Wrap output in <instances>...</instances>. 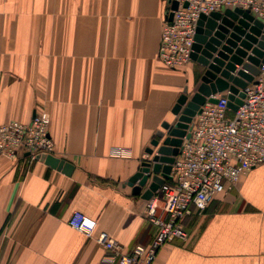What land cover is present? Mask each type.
<instances>
[{
	"label": "crops",
	"instance_id": "obj_1",
	"mask_svg": "<svg viewBox=\"0 0 264 264\" xmlns=\"http://www.w3.org/2000/svg\"><path fill=\"white\" fill-rule=\"evenodd\" d=\"M163 11V0H0V121L44 112L53 156L74 166L0 156V264H101L103 247L69 227L74 211L126 253L152 243L146 188L126 183L203 70L161 64ZM186 227L153 264H264V165Z\"/></svg>",
	"mask_w": 264,
	"mask_h": 264
},
{
	"label": "built area",
	"instance_id": "obj_2",
	"mask_svg": "<svg viewBox=\"0 0 264 264\" xmlns=\"http://www.w3.org/2000/svg\"><path fill=\"white\" fill-rule=\"evenodd\" d=\"M173 1L178 3L174 11L169 10L168 0H163L158 49L161 64L173 71L183 70L193 62L201 16L243 9L264 22V0H170ZM243 91L245 98L236 111L228 106L229 93L223 92L214 96L216 103L206 102L194 117L190 137H184L172 165L171 179L147 200L145 216L155 230L150 245H137L126 253L109 234L97 233L95 220L81 211L71 214L69 227L94 238L105 250L101 264H153L163 246L175 240H189V217L203 215L217 196L228 193L250 171L264 165V62ZM20 152L31 160L43 154L54 155L55 143L44 112L36 113L29 123L0 121V156L14 158ZM111 154L126 156L121 148H112Z\"/></svg>",
	"mask_w": 264,
	"mask_h": 264
},
{
	"label": "water",
	"instance_id": "obj_3",
	"mask_svg": "<svg viewBox=\"0 0 264 264\" xmlns=\"http://www.w3.org/2000/svg\"><path fill=\"white\" fill-rule=\"evenodd\" d=\"M169 10H176L178 3L170 0ZM173 13L169 14V21ZM192 61L202 67L196 91L186 87L172 114L146 150L148 158L140 162L139 169L128 181L134 195L141 194L149 200L159 188L170 180L175 158L180 152L184 137L189 138L193 119L206 103H216L215 95L228 92L229 108L236 111L245 98L244 89L259 74L264 62V22L256 19L249 10L225 9L201 16L198 21ZM46 164L71 174L74 166L53 155L38 157Z\"/></svg>",
	"mask_w": 264,
	"mask_h": 264
},
{
	"label": "rangeland",
	"instance_id": "obj_4",
	"mask_svg": "<svg viewBox=\"0 0 264 264\" xmlns=\"http://www.w3.org/2000/svg\"><path fill=\"white\" fill-rule=\"evenodd\" d=\"M201 75H202V72L199 71L198 79H197L198 82H199V80H200V78H201Z\"/></svg>",
	"mask_w": 264,
	"mask_h": 264
}]
</instances>
